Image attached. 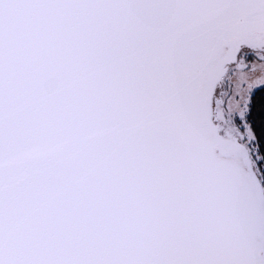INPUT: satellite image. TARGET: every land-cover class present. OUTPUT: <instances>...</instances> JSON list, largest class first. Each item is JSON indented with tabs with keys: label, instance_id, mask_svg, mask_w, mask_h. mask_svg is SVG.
Returning <instances> with one entry per match:
<instances>
[{
	"label": "snow or ice",
	"instance_id": "1",
	"mask_svg": "<svg viewBox=\"0 0 264 264\" xmlns=\"http://www.w3.org/2000/svg\"><path fill=\"white\" fill-rule=\"evenodd\" d=\"M0 264H264V0H0Z\"/></svg>",
	"mask_w": 264,
	"mask_h": 264
}]
</instances>
